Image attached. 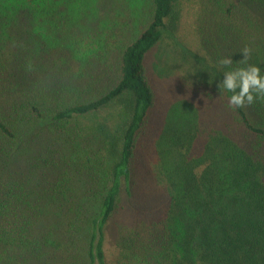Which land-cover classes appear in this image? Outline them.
<instances>
[{
  "label": "trees",
  "instance_id": "trees-1",
  "mask_svg": "<svg viewBox=\"0 0 264 264\" xmlns=\"http://www.w3.org/2000/svg\"><path fill=\"white\" fill-rule=\"evenodd\" d=\"M127 1L0 0V264H264V97L229 109L216 66L264 71V0Z\"/></svg>",
  "mask_w": 264,
  "mask_h": 264
},
{
  "label": "rangeland",
  "instance_id": "rangeland-1",
  "mask_svg": "<svg viewBox=\"0 0 264 264\" xmlns=\"http://www.w3.org/2000/svg\"><path fill=\"white\" fill-rule=\"evenodd\" d=\"M127 1V0H126ZM129 2V15L130 18L135 20L138 16V13L142 10V5H144L145 0H128ZM135 22H132L131 25H134ZM191 28V27H190ZM184 38L178 32L164 33V37L156 49L155 53H153L155 62H159L160 65L158 67H154L152 77L155 78L156 86L160 88L161 94H163L164 99L161 101V105H158L157 108L162 115V119L165 116L167 119L169 116L177 117L180 112L178 110H170L169 107L166 109L165 105H171L176 102L177 99L186 98V95L190 91L187 90L185 84L180 79V75H182V71L187 72V68H189V54L185 52L182 45L183 42L178 38ZM189 39V38H187ZM156 66V65H155ZM167 68L168 74L167 76L160 77V73L162 67ZM187 69V70H186ZM166 75V74H165ZM182 96V97H181ZM169 105V106H170ZM124 186L122 187V191L124 192ZM118 225L112 222L111 227L109 229V239H108V256H111V248H115V239L116 234L118 233Z\"/></svg>",
  "mask_w": 264,
  "mask_h": 264
},
{
  "label": "clouds",
  "instance_id": "clouds-1",
  "mask_svg": "<svg viewBox=\"0 0 264 264\" xmlns=\"http://www.w3.org/2000/svg\"><path fill=\"white\" fill-rule=\"evenodd\" d=\"M243 66L231 67V56L221 57L216 66L223 72V79L217 84L220 94H228L227 107L239 109L251 105L256 99L264 97V71L254 63H248L249 50H241Z\"/></svg>",
  "mask_w": 264,
  "mask_h": 264
}]
</instances>
